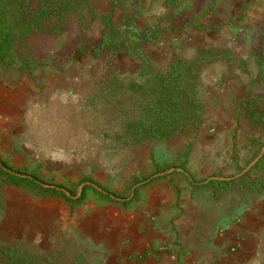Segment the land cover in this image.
<instances>
[{"label":"rangeland","instance_id":"1","mask_svg":"<svg viewBox=\"0 0 264 264\" xmlns=\"http://www.w3.org/2000/svg\"><path fill=\"white\" fill-rule=\"evenodd\" d=\"M2 1L0 18L10 40L0 52V107L8 105L12 122L9 132L0 130V163L38 174L68 196L91 184L110 193L112 201L134 198L130 208L135 211L142 206L144 181L167 180L177 189L172 210L179 214L178 226L204 238L253 214L264 222V126L251 123L237 107L249 95L250 111L264 117V0H63L60 16H49L32 31L24 26L27 17L49 0H23L21 6ZM21 9L28 13L23 19ZM113 11L114 28L142 43L157 69L167 70L175 58L195 61L203 69L200 128L162 141L123 138V123L136 108L126 90L102 83L113 69L123 74L134 68L133 59L119 48L98 55L79 49L101 41L104 17ZM150 27L163 32L160 39H144ZM29 194L55 196L24 183L14 185L0 173V243L37 253L57 251L67 259L84 252L89 264H100L96 252L78 238L59 239L50 251L23 237L9 240L10 225L20 226L17 219L24 221L35 207ZM88 194L111 201L91 189ZM262 235L263 243L247 249L237 236L228 252L247 251L242 264H264ZM189 244L199 264H221L211 262L213 243H202V248ZM152 246L157 249L158 243Z\"/></svg>","mask_w":264,"mask_h":264},{"label":"crops","instance_id":"2","mask_svg":"<svg viewBox=\"0 0 264 264\" xmlns=\"http://www.w3.org/2000/svg\"><path fill=\"white\" fill-rule=\"evenodd\" d=\"M131 20L133 25H139L136 17ZM11 122L8 105L0 107V130L7 127L6 132H9ZM143 186L146 187L140 195L142 206L136 211L130 208L134 198L105 201L88 194L83 202L73 205L74 202L57 195L39 198L29 194L35 207L28 210L24 221L17 219L20 226L10 225L13 235L8 239L13 241L23 237L50 251L59 239L78 238L88 251L96 252L100 264H169L174 259L178 264H199L200 259L193 258L189 252V243H199V248H202V243H213L211 247L216 253L212 252L211 262L242 264L247 251L238 254L228 252L236 237H243L245 249L253 247L254 243H263L264 222L255 219L259 216L257 214L245 218L242 224L231 222L225 234L215 232L211 239L204 238L201 232L178 226L176 218L179 214L172 210L177 199L176 187L167 180L151 181ZM25 200L28 199L25 197ZM150 214L151 220L147 218ZM21 222L26 226L22 227ZM57 234L60 235L56 238ZM153 243H158L157 249H153ZM223 243L229 245L223 247Z\"/></svg>","mask_w":264,"mask_h":264},{"label":"trees","instance_id":"3","mask_svg":"<svg viewBox=\"0 0 264 264\" xmlns=\"http://www.w3.org/2000/svg\"><path fill=\"white\" fill-rule=\"evenodd\" d=\"M4 2L15 3L19 6L23 4V0H3L2 3ZM63 2V0H49L30 17H27V10L21 9L22 19L29 18L24 23L26 29L28 31L35 30L39 26H43L49 16H60ZM53 4L55 6L52 7ZM113 18L114 11L104 17L105 32L97 45L90 46L85 50L80 46L79 49L85 52L93 50V54L98 55L107 50L119 48L133 59L134 68H127L123 74L120 70L111 69L113 75L107 76L102 83V87L105 86L108 89H112L114 86L120 91L126 90L136 108V114L123 123L125 131L123 138L136 143L152 140L162 141L181 134L187 128H200L204 113L200 96L203 69L195 61L184 58L173 59L165 71L157 69L150 56L143 50L142 43L127 40L114 28ZM162 35L163 32L160 29L150 27L144 39H160ZM9 40L10 33H7V26L0 18V52L7 46ZM2 61H4V57L0 55V62ZM252 100L253 97L246 96L237 104L238 110L240 113L248 115L251 123L264 126V117L258 119L257 114L250 111L252 105L250 101ZM262 161L263 159L260 162ZM0 173L7 176L8 181L14 185L24 183L40 189L43 194L61 195L74 203L83 202L88 189L113 200L110 193L99 191L91 184H85L77 197L72 196L71 191H68L70 194L68 196L62 187L47 185L38 174L24 173L17 167L8 166L4 162L0 163ZM150 182L144 181L143 185ZM258 182L260 180L252 181V183ZM223 184L227 187L230 182L224 181ZM135 192L136 190L134 195ZM128 200H132V198ZM0 264H89V262L84 252H75L71 259H67L57 251L37 253L30 247L16 243H0Z\"/></svg>","mask_w":264,"mask_h":264},{"label":"built area","instance_id":"4","mask_svg":"<svg viewBox=\"0 0 264 264\" xmlns=\"http://www.w3.org/2000/svg\"><path fill=\"white\" fill-rule=\"evenodd\" d=\"M226 232H227V229H222V230H221V233H222V234H225Z\"/></svg>","mask_w":264,"mask_h":264}]
</instances>
